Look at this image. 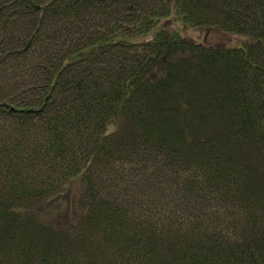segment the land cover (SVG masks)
I'll return each mask as SVG.
<instances>
[{
	"label": "trees",
	"instance_id": "16d2710c",
	"mask_svg": "<svg viewBox=\"0 0 264 264\" xmlns=\"http://www.w3.org/2000/svg\"><path fill=\"white\" fill-rule=\"evenodd\" d=\"M0 264H264V0H0Z\"/></svg>",
	"mask_w": 264,
	"mask_h": 264
},
{
	"label": "rangeland",
	"instance_id": "374dc122",
	"mask_svg": "<svg viewBox=\"0 0 264 264\" xmlns=\"http://www.w3.org/2000/svg\"><path fill=\"white\" fill-rule=\"evenodd\" d=\"M183 34L189 37L196 38L197 40L207 41L211 45H218V46H226V45H234V44H241L242 40L236 36H228L218 32H208L206 35V31L203 30H190L189 28L182 26Z\"/></svg>",
	"mask_w": 264,
	"mask_h": 264
}]
</instances>
